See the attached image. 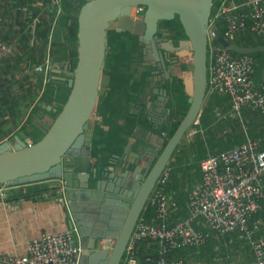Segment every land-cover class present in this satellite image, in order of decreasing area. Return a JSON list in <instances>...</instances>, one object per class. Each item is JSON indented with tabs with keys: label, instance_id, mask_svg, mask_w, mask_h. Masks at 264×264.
I'll use <instances>...</instances> for the list:
<instances>
[{
	"label": "water",
	"instance_id": "95a60500",
	"mask_svg": "<svg viewBox=\"0 0 264 264\" xmlns=\"http://www.w3.org/2000/svg\"><path fill=\"white\" fill-rule=\"evenodd\" d=\"M213 3L214 0H88L78 15L76 67L70 66V77H51L53 82L71 88L62 110L43 105L44 111L38 113L40 118L45 117V110L58 115L39 141L28 143L26 134L21 133L0 144V186L9 189L28 186L18 197L34 199L38 195L41 199L51 197L66 203L72 193L90 190L101 172L96 166V157L92 156L93 144L87 139V133L100 97L107 93L112 82V71L105 68L109 30L132 33L141 42L150 44L154 43L161 22L179 17L189 45L185 49L173 47L175 59L176 62L189 59L193 71L171 69V74L183 80L190 107L153 164L146 163L147 171L140 174L139 182L130 192V200L126 203L128 210L115 235L113 248L106 252L104 264H122L136 225L161 175L201 117L208 95L211 35L235 53H264L263 45L243 47L226 38L219 27L210 30ZM143 7L146 9L143 15L138 14V9ZM155 51L158 58L157 48ZM261 77L264 83V68ZM100 183L98 179L96 185ZM5 198L16 199L17 195L7 194ZM78 235L76 228V246ZM97 246L96 239L85 249L81 246L82 258L91 255Z\"/></svg>",
	"mask_w": 264,
	"mask_h": 264
},
{
	"label": "trees",
	"instance_id": "16d2710c",
	"mask_svg": "<svg viewBox=\"0 0 264 264\" xmlns=\"http://www.w3.org/2000/svg\"><path fill=\"white\" fill-rule=\"evenodd\" d=\"M87 1L65 0L61 15H58V6L51 4L49 0H43V5L36 3L37 0H13V4L7 6L4 4L2 7L4 16L2 23L5 21V18H11L13 15L14 21L20 27L17 33L20 34L21 39L17 43V48L20 49V52L22 51L23 55L17 51L16 57H14V53H11L0 60V127H2L0 138L8 136L9 133L5 131L8 130L5 129L8 123L20 125L24 120L18 133H25L27 138H32L35 143L46 133L41 130L39 123L43 118L38 116L39 112L44 111L43 105H52L58 111L62 110L69 97L71 88L68 85L63 86L53 82L51 80L52 72H49V80L46 81L44 71H33V75L28 74L23 76L24 84L22 85H18L15 74L16 71L20 72V70L22 71L27 67L35 69L41 63H44L48 56H50L53 63L69 60V72L70 66L73 69L76 67L78 56V15L81 7ZM219 4L220 0H214L212 16L216 14ZM14 5L17 7V10L16 13L12 14L10 10L13 9L12 6ZM24 7L30 10L29 12L32 14L30 15L27 10H24ZM36 16H38L37 21L35 19ZM162 23L163 26L170 28L172 39L175 40L176 44L181 40H188L179 17L173 21H164ZM217 24L223 33L224 21L220 19L217 21ZM2 30L5 31L6 27L3 26ZM0 37L6 42L9 41L10 43H8L13 46L11 43L14 41L15 34L10 30H6L4 36L0 35ZM31 40H33V43H31ZM233 42L243 47L264 46V37L248 30ZM213 43L220 45L216 39H213ZM26 53L28 57L24 58ZM261 54L264 53L251 54L256 58L255 79L258 83L262 82L261 74L264 68V57L259 58ZM144 61V52L138 36L129 32H117L114 28L109 30V48L105 68L112 71V82L108 92L100 97L97 113L101 119L94 123V137L92 141V154L97 158L96 166L100 169V172H105L116 162L119 163L125 154L130 137L138 126L143 125L146 129L154 130L163 137L165 134V138L168 140L174 134L190 107L189 96L185 92L182 81L176 79L177 82L173 85H170L168 82L165 83V87H168L169 94L171 95L169 107L172 108L173 116L170 117L168 124H161L158 128L154 127L153 121L149 120L146 103H144L143 99L145 90L150 85L149 76L155 67H145L143 71H140V67ZM182 69L188 70V65L184 64ZM33 77H35V80ZM16 85L19 86V89H16ZM152 99L155 100L156 97ZM125 101L128 104H139L140 108L124 118ZM228 101H230L228 97L223 99L215 94L209 96L208 101L203 107L200 124L193 127V130H196V133H194L196 135L193 136L191 142H186V144L182 142L176 153L177 159L180 158V154L183 152L189 160H192V157L195 156L194 154L198 152L199 156L197 155L196 158L201 162L202 159L208 157L210 154L229 150L242 144L247 140L248 136L260 139L261 147L264 148V119H262L264 115L254 109H250L246 113L249 120L248 122L244 116L245 124L248 127V133L246 134L241 120L234 118L224 119L218 114L217 110L222 109L221 105ZM229 108L230 105L223 108V111L227 112ZM47 115L55 118L58 113L45 110V116ZM121 120H124L125 123H121ZM221 122L229 123L234 134L228 132L219 136L221 132H218L220 131L218 125ZM237 131L240 132L236 133ZM207 137L210 139V142H208ZM218 144H221L222 148H218ZM171 162L170 165L172 164ZM170 165L169 167H171L173 172V166ZM172 172L167 184V192L172 203H175L173 205L174 210H176L175 205L177 206V204L181 208L180 213L178 210L176 211L179 214L175 212L176 218L180 220L189 216L186 211L187 208L184 205V199L186 197L190 198V193L194 187L191 185L188 188L179 187L180 183L172 182ZM171 195H174V198ZM260 215L264 216L263 213ZM142 216L153 220L155 211L148 205ZM213 236L209 239H212ZM226 236L238 237L237 234ZM141 246L142 244L138 248V256L143 263L147 256H157L156 249L153 253L148 252L147 255H142ZM174 256H178V254ZM122 264H128L125 261V257Z\"/></svg>",
	"mask_w": 264,
	"mask_h": 264
},
{
	"label": "built area",
	"instance_id": "2783aa9c",
	"mask_svg": "<svg viewBox=\"0 0 264 264\" xmlns=\"http://www.w3.org/2000/svg\"><path fill=\"white\" fill-rule=\"evenodd\" d=\"M65 0H49L63 13ZM144 8H139L141 13ZM224 21V36L231 41L250 30L264 37V0H220L210 19V28ZM1 20V12H0ZM213 34V32H212ZM12 45L0 37V60L12 53ZM50 56L36 67L48 74ZM256 60L251 54H237L211 41L209 49L208 94L226 96L230 108L217 111L222 118L242 121L245 108L264 114V83L255 79ZM200 124V119L196 125ZM196 133L192 130L191 134ZM201 179L189 198V216L175 220L174 208L167 192L172 169L167 167L153 190L148 205L155 211L153 220L141 216L127 247L128 264H187L175 254L200 248L214 234H237L252 248L248 264H264V148L261 140L248 136L232 149L210 154L200 162ZM4 188L0 189L2 195ZM61 201H63L61 199ZM76 229L51 232L34 238L24 256L4 255L0 264H81L83 249L74 245ZM156 246L157 256H138L142 242Z\"/></svg>",
	"mask_w": 264,
	"mask_h": 264
},
{
	"label": "crops",
	"instance_id": "0c3cea01",
	"mask_svg": "<svg viewBox=\"0 0 264 264\" xmlns=\"http://www.w3.org/2000/svg\"><path fill=\"white\" fill-rule=\"evenodd\" d=\"M43 1V0H42ZM37 3V2H36ZM43 5V3H38ZM1 6V4H0ZM1 10V8H0ZM24 10H27L24 7ZM30 15L32 14L27 10ZM1 12V11H0ZM36 21L38 16H36ZM3 14L1 13L0 20V35L3 37L5 31L2 30L4 24L2 23ZM18 26V25H17ZM18 29L20 27L18 26ZM21 36L15 33L12 53L14 57L20 52L17 48V43L20 41ZM9 42V41H8ZM12 42V41H11ZM10 43V42H9ZM33 43V40H31ZM15 51V52H14ZM18 51V52H17ZM49 52V50H48ZM23 55L22 51L20 52ZM27 53L24 58H27ZM23 58V59H24ZM25 64V62H24ZM42 64V63H41ZM52 68L49 72H52V76L70 77L69 72V60H65L61 63L52 62ZM54 70H59L61 73H56ZM191 71V69H188ZM36 71V68L27 67L24 70L16 71L15 78L18 80V85L24 84L23 76L31 74ZM49 72L45 74L46 81L49 80ZM48 78V79H47ZM35 80V77H33ZM16 85V89L19 86ZM28 85V84H26ZM157 94V93H156ZM158 97L150 99V97L144 96V103H146L147 112L149 114V120L153 121L154 127L158 128L161 124L162 118L166 112L167 99L163 94H157ZM225 99L226 97L218 95ZM151 100V101H150ZM230 105V101L221 105L222 109L217 111H223V108ZM98 107V106H97ZM125 117H128L134 111L139 110L140 105L131 103L128 104L125 101ZM172 109V108H170ZM169 109V114L173 115V111ZM251 108H245L244 114L250 111ZM152 110V112H150ZM172 112V113H171ZM123 113V114H124ZM249 117V116H248ZM52 116L47 115L40 120L41 130L47 132L51 124ZM97 110L91 127L87 133V139L93 141L94 137V123L100 120ZM247 121L249 122L248 118ZM24 120L21 122V124ZM125 123L124 120L120 121ZM20 125L7 124L5 126L8 136L0 138V144L6 140H11L15 136L20 135L18 133ZM2 127H0L1 130ZM234 134L230 125L226 127L225 133ZM237 131L236 133H239ZM224 132L220 133L222 136ZM160 136L154 130L146 129L145 126H138L134 131V134L130 137V142L125 149V154L122 159L110 166L105 172L101 171V176L96 179L92 188L84 192H74L71 197L67 199V202H59L51 197L36 196L33 198H22L20 196L23 190L28 186L22 188H7L6 194L17 195L16 199L7 200L4 196H1L0 192V258L4 255H19L24 256L28 253L29 243L36 237L45 233L65 231L78 228L79 235L76 237L78 245L84 249L87 248L93 239L97 240L98 246L96 250L91 251V255L84 256L81 260V264H104L107 257L106 252L111 250L115 244V235L119 231L120 225L128 210L126 203L130 200V192L134 190L135 185L139 182L138 178L140 174L147 171L146 163L153 162L157 154H159L166 143V138ZM263 140V139H262ZM28 143L33 142L32 138H27ZM93 143V142H92ZM93 149V146H92ZM94 157V155L92 154ZM146 156L148 158H146ZM97 160V158H94ZM139 169L138 173L134 174L136 169ZM101 180L99 186L96 185L97 180ZM201 177L196 180L194 187ZM174 198V195H171ZM184 202L189 214V199L186 197ZM178 203V202H176ZM125 204V206H124ZM175 203H173L174 205ZM175 205L174 218L176 213L179 214L181 208ZM178 210V212H176ZM176 212V213H175ZM142 255H147L148 252H155L156 247L152 242L144 241L141 243ZM209 248L210 257L199 256L194 257L196 252L201 253L204 249ZM234 257L233 261L226 259ZM178 257L183 258L187 264H248L253 259V251L251 246L243 241L239 236H218L214 234L212 239H209L205 245L196 249H186L178 254ZM202 257V258H201Z\"/></svg>",
	"mask_w": 264,
	"mask_h": 264
},
{
	"label": "flooded vegetation",
	"instance_id": "af4514ba",
	"mask_svg": "<svg viewBox=\"0 0 264 264\" xmlns=\"http://www.w3.org/2000/svg\"><path fill=\"white\" fill-rule=\"evenodd\" d=\"M145 12V11H144ZM143 11L138 14L144 13ZM163 23L160 24V29L158 32V35L155 36L154 43L146 44L145 42H141L142 49L144 52V63H142V66L140 67V71H143L145 67L154 66L155 69L152 70L149 80L150 85L145 90L144 96L150 97V99L154 97H158V93L163 94L166 99V112L164 113L160 124H168L171 114H169V104L171 102V95L169 94L168 87H165V83H169L170 85H173L175 82H177V78H173L171 74V69H177L179 72H183L186 70L182 69V66L184 64L188 65L189 68V59L179 60L176 62L175 59V53L173 51L174 48H180L185 49L189 45L188 40H181L179 43H175V40L172 39V32L168 26H163ZM156 48L158 51V58L156 57ZM160 74V75H159ZM183 82V80L178 79ZM110 88V87H109ZM109 90V89H108ZM108 92V91H107ZM157 93V94H156ZM151 101V100H150ZM172 111V109H170ZM152 112V110L150 111ZM172 113V112H171ZM163 150V149H162ZM161 153V152H160ZM159 153V154H160ZM158 154V155H159ZM146 158H148L146 156ZM154 162V161H153ZM152 162V164H153ZM146 172L145 170L143 171Z\"/></svg>",
	"mask_w": 264,
	"mask_h": 264
},
{
	"label": "rangeland",
	"instance_id": "374dc122",
	"mask_svg": "<svg viewBox=\"0 0 264 264\" xmlns=\"http://www.w3.org/2000/svg\"><path fill=\"white\" fill-rule=\"evenodd\" d=\"M14 1H16V0H14ZM41 2L43 3L42 0H37V3H41ZM13 3H14L13 0H0V4H1V6H0L1 10L0 11H1V13L3 14L2 7L4 6V4H5V6H7V5H10V4H13ZM12 7H13V9L10 10L11 13L12 14L16 13L17 7L15 5L12 6ZM13 17L14 16L12 15L11 18H5V21L3 22V24L6 27L7 31L10 30L13 34H15V33H17V31L19 29H18V26H17L18 24H16V22L13 19ZM213 39L214 38L212 37L211 40H213ZM263 57H264V54L259 55V58H263ZM189 68L191 69V72H192L193 71V65H192V62H190V60H189ZM209 96H210V94H208V97L206 98L204 106H205L206 102L208 101ZM53 119L54 118L52 117L51 118V122H49V125L52 123ZM262 119H264V118H262ZM224 121H229V120H224ZM228 126H229V123H225V122L219 123L218 127H220V131H218V132L222 133V131L224 130V134H225L226 127H228ZM195 135L196 134H189L187 136V138H185V140L183 142L185 144H186V142L187 143L191 142L193 136H195ZM207 139H208V142H210V139L208 137H207ZM217 147L218 148H222V145L218 144ZM208 149H209V147H208ZM177 152H178V150L176 151V153ZM176 153L174 154L172 162H171L172 163L171 165L173 166V172H172V177H171L172 182H175L177 184L180 183L179 187H181V188H188L189 185L193 186L194 183L196 182V180H198L201 177L200 161L196 158L197 155L199 156V153L197 152L196 154H194L195 156L192 157V160H189L188 157L186 156V154H183V152H182V154H180V158L177 159L176 158ZM187 161H190V162L187 163ZM210 254L211 253H209V248H207V249H204L203 252H201V253L196 252L194 257L197 258L200 255L204 256V257H207V256L210 257L211 256ZM233 259H234V257L232 255V257L226 259L228 261H225V262L226 263L227 262H231V261H233Z\"/></svg>",
	"mask_w": 264,
	"mask_h": 264
},
{
	"label": "bare ground",
	"instance_id": "6f19581e",
	"mask_svg": "<svg viewBox=\"0 0 264 264\" xmlns=\"http://www.w3.org/2000/svg\"><path fill=\"white\" fill-rule=\"evenodd\" d=\"M77 4V3H76ZM144 8V7H143ZM69 9V8H68ZM146 9L144 8L143 9V12L145 11ZM68 12V11H67ZM211 17H212V15H211ZM211 19V18H210ZM218 27V26H217ZM220 29V28H219ZM210 30H211V28H210ZM212 32V31H211ZM214 38V36L213 35H211V37H210V41H209V49H210V43H211V41H213V40H211V38ZM215 39V38H214ZM231 41V40H230ZM233 42V41H232ZM221 45V44H220ZM256 59V58H255ZM160 75V74H159ZM185 93V92H184ZM68 95V94H67ZM207 97H208V95H207ZM182 105V104H181ZM264 115V114H263ZM199 119H200V117H199ZM196 125V124H195ZM194 125V126H195ZM193 130V129H192ZM192 130H191V133H192ZM30 143H33V142H30ZM170 165V164H169ZM169 167V166H168ZM165 171V170H164ZM162 176V175H161ZM2 188H4L5 190H4V192H5V194L4 195H2L1 194V196H4V198H5V196L7 195L6 194V190H7V188L5 187V186H0V189H2ZM170 191V190H169ZM5 199H8V198H5ZM150 199V198H149ZM149 202V201H148ZM146 207H148V203H147V205H146ZM146 207H145V209H146ZM185 219V218H184ZM132 238V237H131Z\"/></svg>",
	"mask_w": 264,
	"mask_h": 264
}]
</instances>
